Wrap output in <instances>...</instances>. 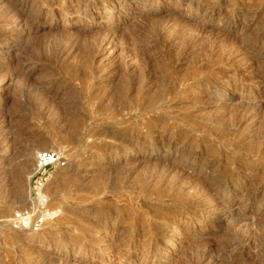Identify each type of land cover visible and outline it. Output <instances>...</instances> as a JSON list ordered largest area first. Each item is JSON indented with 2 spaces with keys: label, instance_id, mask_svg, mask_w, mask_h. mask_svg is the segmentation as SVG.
Masks as SVG:
<instances>
[{
  "label": "rangeland",
  "instance_id": "obj_1",
  "mask_svg": "<svg viewBox=\"0 0 264 264\" xmlns=\"http://www.w3.org/2000/svg\"><path fill=\"white\" fill-rule=\"evenodd\" d=\"M5 114L0 264H264V0H0Z\"/></svg>",
  "mask_w": 264,
  "mask_h": 264
},
{
  "label": "built area",
  "instance_id": "obj_2",
  "mask_svg": "<svg viewBox=\"0 0 264 264\" xmlns=\"http://www.w3.org/2000/svg\"><path fill=\"white\" fill-rule=\"evenodd\" d=\"M67 165V158L58 150L41 149L35 153L30 178L28 205L16 210L11 223L17 230L39 231L46 222V188L57 169Z\"/></svg>",
  "mask_w": 264,
  "mask_h": 264
},
{
  "label": "bare ground",
  "instance_id": "obj_3",
  "mask_svg": "<svg viewBox=\"0 0 264 264\" xmlns=\"http://www.w3.org/2000/svg\"><path fill=\"white\" fill-rule=\"evenodd\" d=\"M65 43V42H64ZM67 43V42H66ZM61 44L60 46H59V48H58V50H57V54L59 55V56H61L62 54H64L65 52H66V49L69 47L67 44ZM55 56H57L56 54L54 55V57ZM58 57V56H57ZM48 68V67H47ZM47 70V69H46ZM45 70V71H46ZM53 73V72H52ZM47 74V73H46ZM45 74V75H46ZM49 75H51V74H49ZM48 75V76H49ZM53 75V74H52ZM51 75V78L52 77H54V76H52ZM47 78V77H46ZM48 79H50V76L48 77ZM53 80V79H52ZM52 80H51V82H52ZM49 82V81H48ZM49 85H50V82H49ZM45 86H46V84H45ZM52 86V85H51ZM44 87V86H43ZM46 89H47V87H45ZM40 91V90H39ZM43 94V93H42ZM44 94H46V91H45V93ZM47 95V94H46ZM52 103L53 102H51V106H52ZM67 107H68V105H67ZM66 108V107H65ZM68 108H70V106L68 107ZM64 109V108H63ZM66 110H67V108H66ZM65 110V111H66ZM69 111H70V109H68ZM44 111V110H43ZM59 111V110H58ZM61 111V110H60ZM59 111V112H60ZM69 111H68V113H69ZM62 112V111H61ZM60 112V113H61ZM64 112V111H63ZM67 112V111H66ZM58 113V112H57ZM65 113V112H64ZM8 115V114H7ZM6 114L5 115H3L2 117H3V119H1V121H0V123L3 125V127H6V125H8V126H11L10 124H11V122L10 123H8L9 122V120H8V122H7V118L6 117H9V116H7ZM58 115V114H57ZM68 115V114H67ZM70 115H71V113H70ZM1 117V118H2ZM11 117V116H10ZM9 117V118H10ZM65 117V116H64ZM64 117H62L64 120H65V118ZM67 117V116H66ZM68 117H69V115H68ZM67 117V118H68ZM60 119V118H59ZM154 123H155V121H154ZM152 124V123H151ZM150 124V125H151ZM149 125V124H148ZM155 125V124H154ZM157 126V125H156ZM111 132V131H110ZM112 133V132H111ZM117 133V132H116ZM10 134V133H9ZM6 135H8V134H6ZM133 136V135H132ZM131 136V137H132ZM117 137V136H116ZM137 138V137H136ZM138 139V138H137ZM125 140V139H124ZM153 141V140H152ZM155 141V140H154ZM124 142V141H123ZM130 142V141H129ZM157 142V141H156ZM125 144V143H124ZM126 145V144H125ZM44 149H49V148H44ZM188 156V155H187ZM29 157V156H28ZM186 157V156H185ZM86 158V157H85ZM183 159H184V157H183ZM87 160V159H86ZM88 160H89V158H88ZM188 160V158H186L185 159V163H186V161ZM85 161V160H84ZM90 161V160H89ZM88 162V161H87ZM115 162V161H114ZM188 162V161H187ZM28 163V159H26V163H25V165ZM115 163H117V161L115 162ZM104 167H105V163H103L102 164ZM27 166V165H26ZM76 172L74 173V174H70L69 175V177H67L65 180H67L68 182H73V181H76L77 180V178H78V176H79V173H80V170L78 169V170H75ZM62 172V169H57L55 172H54V174H53V176H52V179H51V181H50V183L51 182H53V179H55V177H57V175L59 176V174ZM61 177V176H60ZM59 178V177H58ZM225 178V177H224ZM63 179H64V177H61V180H62V182H63ZM57 180V179H56ZM223 180V179H222ZM221 182V181H220ZM223 182V181H222ZM221 182V183H222ZM49 183V184H50ZM219 184V183H218ZM217 185V184H216ZM228 186V185H227ZM216 188V187H215ZM219 188V187H218ZM223 188V187H222ZM227 188V187H226ZM217 189V188H216ZM225 189V188H224ZM223 189V190H224ZM218 191V190H217ZM220 191H222V190H220ZM203 199V198H202ZM207 202V201H206ZM205 202V203H206ZM200 203H201V201H200ZM223 210H225L226 211V209H223ZM218 220V219H217ZM205 256V255H204ZM59 259H58V256L57 257H54V258H47V257H45V258H42V259H39V260H36V261H34L35 262V264H56L57 263V261H58Z\"/></svg>",
  "mask_w": 264,
  "mask_h": 264
}]
</instances>
